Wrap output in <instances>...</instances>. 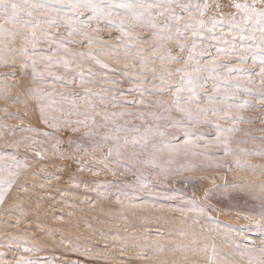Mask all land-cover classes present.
<instances>
[{
	"label": "snow or ice",
	"instance_id": "1",
	"mask_svg": "<svg viewBox=\"0 0 264 264\" xmlns=\"http://www.w3.org/2000/svg\"><path fill=\"white\" fill-rule=\"evenodd\" d=\"M228 60L235 63L220 62ZM95 66L111 87L94 90ZM0 68L13 69L0 74V206L11 205L4 214L18 226L30 202L43 203L37 188L55 189L61 173L76 171L66 187L45 193L55 201L58 192L69 208L54 217L67 222L46 233L61 256L41 257L46 249L34 236L11 238L0 240V264H133L130 252L143 264H264V0H0ZM208 170L237 179L205 191L207 204L195 192L186 199L158 190L170 181L195 187ZM86 171L134 179H78ZM217 192L232 193L226 209L211 203ZM78 195L79 205L66 199ZM98 200L116 209L106 222L125 231L82 233L75 209L95 210ZM170 212L181 219L161 230ZM213 213H235L243 230ZM129 216L155 221L156 230Z\"/></svg>",
	"mask_w": 264,
	"mask_h": 264
},
{
	"label": "rangeland",
	"instance_id": "2",
	"mask_svg": "<svg viewBox=\"0 0 264 264\" xmlns=\"http://www.w3.org/2000/svg\"><path fill=\"white\" fill-rule=\"evenodd\" d=\"M216 2L227 5V4L231 3V0H216ZM225 11H228V9L225 8ZM60 31H64V29L61 28ZM109 35L119 36L120 34H119V32H108V31H106L104 33L105 37H107ZM107 42L108 43H117L116 40L107 41ZM83 50L87 51V49H83ZM98 58L102 61H106L109 65H115L116 64L115 61H112V60L108 59L107 57L100 56ZM220 62L221 63H233V64L235 63V61H232V60L220 61ZM122 66H123V58H121V63H120V65H117V67H122ZM248 67H250V66H248ZM41 70H43V69H41ZM11 71H13V69H11V68H0V74H7V73H10ZM54 71H58V69H54ZM93 71H94V73L97 74V77H98V83L96 85H93L94 90L100 91L104 87H111L110 85H104L102 83V81L105 79V77L102 74L103 70H101L99 68V66H95L93 68ZM29 72H30V69H29ZM17 75H20V73L18 71H17ZM108 78L111 79L112 78L111 75H109ZM26 80H27V78H25V81ZM131 87H132V85L128 84L127 82H124L121 85V88L124 90H127ZM209 87H211V82H209ZM76 91H81V89L77 88ZM132 98L133 97H131V96L127 97V99H132ZM241 98H244V97H241ZM10 110L14 111V109H10ZM119 110L120 109H117V111H119ZM250 114L251 113H245V115H250ZM37 115H38V113H37ZM252 115H254V114H252ZM29 119L31 120L34 127H39L41 130L51 131V129H44L43 124L39 123L37 121L36 117H29ZM9 123L10 124H18V121H9ZM242 127H247V126H242ZM257 127H259V126H252L251 128H249L247 130L252 131L255 135L259 136L260 133L255 131V129ZM200 130L204 131V132H208L209 135H214V133L211 132L207 128H203ZM68 135H70V133H68V132L61 133V138L67 139ZM48 167H49V171H55L56 170L55 166L49 165ZM36 170L39 171V169H36ZM75 174H76L75 167H73V169L70 170L69 172L61 173V175H63L65 177V179L58 181L55 185V189L66 187L67 177L70 175H75ZM41 175H43V174H41ZM215 176H217V177H215ZM221 176H223L221 179L222 181L217 180V178H220ZM225 177L227 178V182L231 183L232 177H234V176L231 173H227V172L222 171V170L221 171L208 170L204 173L197 175L195 187H193L191 185L180 184L176 181H170L167 185L162 186L158 190L167 191L170 194H173L177 197L183 195L186 199L189 197H192L193 192H195L196 193L195 198L200 199L202 202L207 204L208 201L203 200V196H202L203 193L205 191H207L208 189L215 190L216 188L222 186L225 183ZM208 178L209 179L213 178L214 180L211 179L212 181H210ZM78 179H83V180H87V181H101V182L106 181L108 183H113L117 179L128 180V179H134V178L125 177V176L113 177L110 174H108L107 172H102L100 175L94 176L91 173L86 171L83 174H81L78 177ZM36 183L39 184V183H42V181L37 180ZM201 183L204 184V187H203V184H201ZM211 187H213V188H211ZM55 189L37 188L36 194H38L40 196L43 203L36 204L35 201L30 202L31 208H27V206H26V210L23 213L24 218L20 221L18 226H16L17 225V217L15 215H5L4 214L3 208H9V207H11V205L0 206V240L11 239V238L23 239L25 237H33L34 236V237H36V240L34 242L37 244V246H40V247H43L46 249V251H44L40 254L41 257L61 256L63 249L59 246L58 241L57 242L52 241L46 234L47 231L59 229L60 225L67 222V221H61L58 219H54L55 216H59L62 214L66 215L68 210H69L67 205L62 204L58 192H57L55 201L52 200V197L45 194L49 191H54ZM66 190L75 191L78 193H84L83 188L66 189ZM231 194L232 193H219V192H217L212 197L211 203L218 205L221 208L226 209V206L229 203V201L226 197H228ZM89 195L94 197L96 194L90 193ZM82 198H83L82 196L78 195V196H69L66 199H70L73 201L74 204L79 205V204H81ZM112 204L114 205V201H112ZM81 206L83 207V205H81ZM101 210H103V211H101ZM75 211H77V213L79 214L80 228H81L82 233L85 236H88L90 233H92L95 230H100V231H104V232H111V233H114L117 231H120V232L125 231V229L121 226L120 223L106 222V221H109L110 219H112V217L105 216L104 215L105 212H111L114 214L116 213L115 207L110 206L108 202L98 200V201H96V204H95V210L86 208L83 213H80L79 209H75ZM213 216L215 217L216 220L221 221L222 225H230L231 229L233 231H242L244 228L245 222H244L243 218H237L235 216V213H233L231 215H219L217 213H213ZM97 217H99V219H97ZM169 217H170L172 223L159 225L161 230H163L164 228H171L173 226H176V222L181 219L179 212H170ZM128 219H129V221L136 224L137 226L142 225V224H146L152 231L156 230L157 224L155 221L144 220L143 218L136 219V218L131 217V216H129ZM201 222L207 223V221H201ZM89 223L93 227H89L88 226ZM42 228L44 229L43 231L41 230ZM216 239L218 242H221L220 237H217ZM233 239H236L237 242L241 243V246L243 247V237L242 236H235L234 235ZM251 239L253 241H255L257 243V245H259L260 238L258 235H256V234L252 235ZM108 242L109 243H119V241H113L111 239H109ZM100 243L102 244L103 242H100ZM5 251H7V250H5ZM116 251L118 252L119 249H116ZM222 251L223 252H229L232 255V258H234L236 260L243 259L244 261H247V259H248L247 256L240 257L234 248L224 247L222 249ZM8 255L12 256L13 253L8 252ZM65 255H68V254L65 253ZM257 255H259V253H257ZM71 258L74 260L76 259L75 256H72ZM200 258L203 259V257H200ZM80 259L83 261H87V260H90L92 258L80 257ZM125 259L132 261L133 264H143V261L141 260V258L138 257L135 253L130 252L125 257Z\"/></svg>",
	"mask_w": 264,
	"mask_h": 264
},
{
	"label": "bare ground",
	"instance_id": "3",
	"mask_svg": "<svg viewBox=\"0 0 264 264\" xmlns=\"http://www.w3.org/2000/svg\"><path fill=\"white\" fill-rule=\"evenodd\" d=\"M214 177V176H213ZM215 177H217V176H215ZM222 177L223 176H221L220 178H217V180H221L222 179ZM209 179V178H208ZM211 179H213V178H211ZM211 179H209L210 181H212ZM234 179H237V177H232V181L234 180ZM214 180V179H213ZM222 181V180H221ZM216 183V182H215ZM220 183V182H219ZM223 183V182H222ZM201 184H203V183H201ZM221 184V183H220ZM217 185V184H216ZM215 185V186H216ZM219 185V184H218ZM203 187H204V184H203ZM214 187V186H213ZM213 187H211V188H213ZM208 189V188H207ZM203 196V195H202Z\"/></svg>",
	"mask_w": 264,
	"mask_h": 264
}]
</instances>
